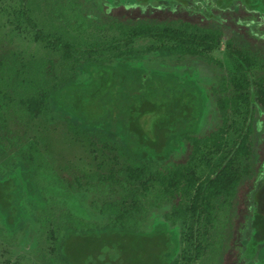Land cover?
<instances>
[{
  "label": "trees",
  "instance_id": "obj_1",
  "mask_svg": "<svg viewBox=\"0 0 264 264\" xmlns=\"http://www.w3.org/2000/svg\"><path fill=\"white\" fill-rule=\"evenodd\" d=\"M89 1L12 12L48 51L0 48V223L14 238L30 220L54 225L58 264H223L239 190L257 173L264 56L228 40L227 70L212 56L221 29L90 18ZM104 1L106 15L131 11ZM71 29L107 36L85 45ZM57 198L85 214H53Z\"/></svg>",
  "mask_w": 264,
  "mask_h": 264
},
{
  "label": "rangeland",
  "instance_id": "obj_2",
  "mask_svg": "<svg viewBox=\"0 0 264 264\" xmlns=\"http://www.w3.org/2000/svg\"><path fill=\"white\" fill-rule=\"evenodd\" d=\"M21 0H0V29L3 33L5 40L2 42V45L0 48L3 47V50L7 49L8 47H12L14 51L19 52H25V57L28 55H35V56H42L45 53H47V48H45V44L40 42L39 40L36 41L33 33L26 28H23L21 30H15L13 25L11 24V20L13 19V11L14 9H19ZM105 3L104 0H90L88 3V10L86 11V14L89 15L90 18L96 17V13L105 18H109V20L113 19L114 21L124 19V20H130V21H137V19L142 18H155L157 21H164L166 19L173 20L178 22H185L184 20H178L177 18H184L190 22H198L201 23L199 19H193L189 18V16L186 14V12L182 11L179 12H173L174 10H170L166 12L165 14H157L154 12V8H137L136 11H126V9L117 10L112 13L111 16L106 15L105 11L103 9V4ZM131 6V5H128ZM163 11V10H158ZM165 12V11H164ZM153 13V14H152ZM153 17H150V16ZM140 16V18H137ZM228 25V24H227ZM224 33L222 37V44L225 45L226 41L230 38L231 34V28L229 26H224ZM229 28V29H228ZM233 28V27H232ZM104 30V29H103ZM102 29H90L87 30V32H80L75 31L74 29L70 30V33H67L65 36L71 40H78L81 44H93L100 42L107 36V31ZM149 45V41L147 40H140L135 43L134 48H145ZM2 51H0L1 53ZM224 50L223 48L218 49L212 53V56L223 62L224 66L227 70L232 69V66L230 65L229 60L224 56ZM170 78L168 79V81ZM149 117H145L142 119V123L148 120ZM257 121L258 126L256 131V145H255V152H256V159H257V169L259 166V160L262 158L261 155L264 153V113L257 115ZM216 125L209 127V131H214L216 129ZM152 130V128H150ZM264 172L262 171L261 174L256 173L258 175V178L256 180H263L264 179ZM255 180H252V182ZM251 182L247 183L243 187L240 188L239 194H238V205L236 207V211L234 212L233 217L231 218L232 228L228 224L226 226L227 231L230 229L232 230L231 236L228 239V242L226 241L224 243V262L223 264H226L230 251V246L232 243H235L237 234L241 230V223L242 221V210L246 203V194L248 193V188L251 187ZM247 192V193H246ZM56 208L52 210L54 211L53 214H59L61 213L62 209H69L70 212L76 214V216H82L85 213H83V210L81 207H79L76 203L73 201H69L68 203H64L61 198H57L56 200ZM28 210L30 208H27ZM0 264H58L53 263L51 261L52 258H54V253L51 252V249L53 247V242L51 240H48V233L50 230H54V225L52 226H45L41 222H37L35 220H30L29 224L26 226V228L18 235V237L14 238V236L7 231L6 227L0 223ZM219 235V234H218ZM235 236V239L234 238ZM223 239L221 236H219V240ZM221 241V240H220ZM73 244V243H72ZM73 247V245H72ZM171 251V249H170ZM216 263H218V256L215 258ZM151 260V259H150ZM84 261V260H83ZM152 262V261H151ZM83 263V262H82ZM116 264V263H115ZM121 264V263H120Z\"/></svg>",
  "mask_w": 264,
  "mask_h": 264
},
{
  "label": "flooded vegetation",
  "instance_id": "obj_3",
  "mask_svg": "<svg viewBox=\"0 0 264 264\" xmlns=\"http://www.w3.org/2000/svg\"><path fill=\"white\" fill-rule=\"evenodd\" d=\"M125 1L131 5L129 9L133 10L132 7H136L135 11L137 8H154L152 10L157 14H165L170 10L181 13L184 11L189 18L199 19L201 23H193L184 18L177 19L200 27L214 26L224 31V26H229L232 35L228 40H231L233 46L250 47L264 56V0ZM167 20L170 21V19ZM222 48L224 49L225 45L222 44ZM260 158L262 159L259 160L258 174L264 172V153ZM257 178L258 175L253 182L251 181L252 185L248 188V193L246 192V203L241 213L243 223H241V230L237 234L235 243L230 246V250L233 249L229 253L226 264H264V188L254 194L249 192L255 186ZM230 236L231 234L228 239Z\"/></svg>",
  "mask_w": 264,
  "mask_h": 264
},
{
  "label": "water",
  "instance_id": "obj_4",
  "mask_svg": "<svg viewBox=\"0 0 264 264\" xmlns=\"http://www.w3.org/2000/svg\"><path fill=\"white\" fill-rule=\"evenodd\" d=\"M135 8L136 7H132V11H135ZM150 16V15H149ZM150 17H153V16H150ZM264 188V179L263 180H259V181H257L256 182V184H255V186L252 188V189H250V193L251 192H253V194L254 193H256V192H260V191H262V189Z\"/></svg>",
  "mask_w": 264,
  "mask_h": 264
}]
</instances>
